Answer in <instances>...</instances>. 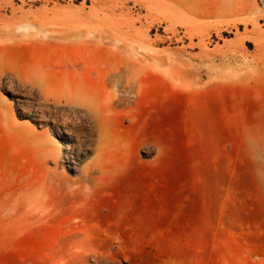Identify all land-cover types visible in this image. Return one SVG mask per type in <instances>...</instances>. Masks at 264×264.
Here are the masks:
<instances>
[{
  "label": "rangeland",
  "instance_id": "1",
  "mask_svg": "<svg viewBox=\"0 0 264 264\" xmlns=\"http://www.w3.org/2000/svg\"><path fill=\"white\" fill-rule=\"evenodd\" d=\"M0 2V264H264V0H113L109 37ZM29 161L49 210L10 218Z\"/></svg>",
  "mask_w": 264,
  "mask_h": 264
},
{
  "label": "bare ground",
  "instance_id": "2",
  "mask_svg": "<svg viewBox=\"0 0 264 264\" xmlns=\"http://www.w3.org/2000/svg\"><path fill=\"white\" fill-rule=\"evenodd\" d=\"M137 1L141 6L147 9L151 7L159 8L162 6L161 0H137ZM83 2H86V0H83ZM91 2H92L91 7L86 11L84 10L83 6H81L80 8H76L72 11H67L66 8H58L56 6H53L52 8H48L47 6H44L43 9L37 11L36 14L37 16L42 17L43 25L47 24L48 21L53 22L58 26V28L63 33L66 34L68 32L74 33V32H83V31L91 32L94 35L106 36V37L107 36L109 37L113 34H115V36H119L120 34H123V31L121 29L118 30L115 27L116 26L115 23L117 19L114 18L115 13H114L113 0H91ZM9 3L13 5V2H9ZM49 12L52 13V16H48ZM5 18L6 17H4L3 19ZM19 20L24 21L27 24L29 23V20L27 19V12L24 11V9L23 11H21V14L19 15ZM146 60H147L146 55L141 56L140 59H134V60L130 55H127L124 58L120 59L119 65H121L123 70H125L126 72L135 71L136 69L137 70L142 69L145 66ZM126 80L127 82H130L131 80L130 76L126 75ZM12 116L13 115L11 113L0 112L1 118L12 117ZM14 128L17 129L16 126H14ZM1 161L2 160H0V168H4L3 167L4 165L2 164ZM48 162L49 161H47V158H44V160H41L38 163L37 167L40 168L41 173H43L44 170H46L45 168L48 167ZM21 168H26L28 171V174L26 175L25 183H23L22 181L20 182L17 179V177L15 180V175L16 176L19 175V172H17V168L14 169L13 172L11 171V173L8 172V175H6L7 177L6 179L8 181L11 179L13 180V186L10 192V196L7 197L3 209V211H5V213L10 218L11 217L15 218L16 213L19 212L20 210H22L27 214L33 213L35 210H39V211L49 210L47 194L42 189H40L43 187V183L37 184L39 179L35 175H33L36 170L33 162L29 161L28 164L22 166ZM7 170L8 169L5 166V171L7 172ZM43 175L44 174H42L40 177L42 178ZM19 189L20 191L18 192Z\"/></svg>",
  "mask_w": 264,
  "mask_h": 264
}]
</instances>
